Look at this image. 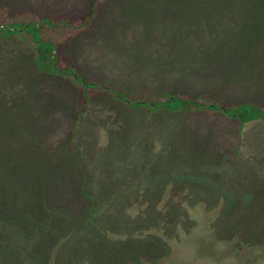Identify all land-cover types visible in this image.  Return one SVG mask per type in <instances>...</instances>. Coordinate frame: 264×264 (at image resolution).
<instances>
[{
  "label": "rangeland",
  "instance_id": "rangeland-1",
  "mask_svg": "<svg viewBox=\"0 0 264 264\" xmlns=\"http://www.w3.org/2000/svg\"><path fill=\"white\" fill-rule=\"evenodd\" d=\"M93 1L0 7L78 17ZM56 53L138 99L264 104V0H104ZM32 54L0 34V264H264V118L84 102Z\"/></svg>",
  "mask_w": 264,
  "mask_h": 264
},
{
  "label": "trees",
  "instance_id": "trees-1",
  "mask_svg": "<svg viewBox=\"0 0 264 264\" xmlns=\"http://www.w3.org/2000/svg\"><path fill=\"white\" fill-rule=\"evenodd\" d=\"M103 2L104 0H94L89 11L78 17L40 18L36 13L27 9L17 15L9 16L6 9L0 7V14L6 18L4 25L7 26L0 27V34L3 37L17 36L32 51L33 62L40 71L69 80L83 93L84 102H88L94 93L102 92L109 94L114 100L126 102L131 108L140 111L158 112L160 108L176 111L181 108L186 111L219 112L235 118L240 124L264 118V104L253 101L223 105L222 108L221 104L208 95L191 97L185 93L174 95L165 93L138 99L121 90H106L94 83L82 81L72 66L62 60L58 53H53L56 48L64 45L68 38L75 37L90 25L96 15L98 5ZM75 75L78 77L77 79ZM81 83L83 85H80ZM169 99L171 100L169 101Z\"/></svg>",
  "mask_w": 264,
  "mask_h": 264
},
{
  "label": "water",
  "instance_id": "water-1",
  "mask_svg": "<svg viewBox=\"0 0 264 264\" xmlns=\"http://www.w3.org/2000/svg\"><path fill=\"white\" fill-rule=\"evenodd\" d=\"M7 27V26H5V25H0V27ZM53 54H55V51H54V53ZM75 78L77 79L78 77L75 75ZM80 85H83V83H81ZM98 86H100L101 88H103V89H106V90H111V88H109V87H106V86H103V85H98ZM172 99V98H171ZM171 99H169V101L171 100ZM222 107V106H221ZM223 108V107H222Z\"/></svg>",
  "mask_w": 264,
  "mask_h": 264
}]
</instances>
